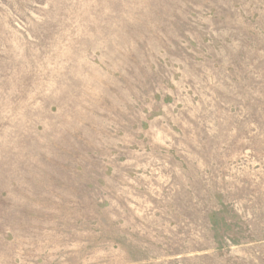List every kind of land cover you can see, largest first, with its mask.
Instances as JSON below:
<instances>
[{"label": "rangeland", "instance_id": "obj_1", "mask_svg": "<svg viewBox=\"0 0 264 264\" xmlns=\"http://www.w3.org/2000/svg\"><path fill=\"white\" fill-rule=\"evenodd\" d=\"M0 264H264V0H0Z\"/></svg>", "mask_w": 264, "mask_h": 264}]
</instances>
